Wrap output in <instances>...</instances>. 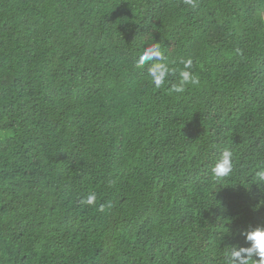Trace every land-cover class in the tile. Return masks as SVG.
Segmentation results:
<instances>
[{
    "label": "trees",
    "instance_id": "1",
    "mask_svg": "<svg viewBox=\"0 0 264 264\" xmlns=\"http://www.w3.org/2000/svg\"><path fill=\"white\" fill-rule=\"evenodd\" d=\"M260 5L0 0V264H222L264 224ZM153 40L201 86H149L133 62ZM223 147L237 167L216 184Z\"/></svg>",
    "mask_w": 264,
    "mask_h": 264
},
{
    "label": "clouds",
    "instance_id": "2",
    "mask_svg": "<svg viewBox=\"0 0 264 264\" xmlns=\"http://www.w3.org/2000/svg\"><path fill=\"white\" fill-rule=\"evenodd\" d=\"M183 2L194 6V0H183ZM252 19L257 25H264V0H261V5L253 11ZM236 51L240 53L239 49ZM194 63L192 56L169 59L161 43L153 40L135 56L133 68L144 71L146 83L155 90L163 89L169 95L180 96L189 87L201 86L200 77L194 71ZM236 167V154L230 147H223L211 161L207 162L206 172L210 181L218 184L230 177ZM250 169L253 183L258 186L264 185V154H256ZM96 200V193L89 192L87 196L80 198L79 203L82 206H94ZM261 206H264V199L255 205L254 210ZM106 207L110 209L112 204H101L98 211L104 212ZM238 236L242 238V244L227 245V250L222 256L213 251V257L219 256L222 264H264V224L255 226L249 224L239 230Z\"/></svg>",
    "mask_w": 264,
    "mask_h": 264
}]
</instances>
